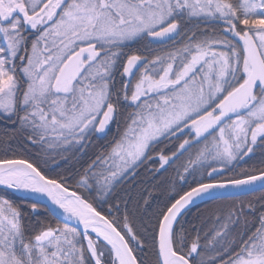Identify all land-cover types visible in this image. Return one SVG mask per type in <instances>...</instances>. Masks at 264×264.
<instances>
[{"label":"snow or ice","instance_id":"1","mask_svg":"<svg viewBox=\"0 0 264 264\" xmlns=\"http://www.w3.org/2000/svg\"><path fill=\"white\" fill-rule=\"evenodd\" d=\"M0 264H264V0H0Z\"/></svg>","mask_w":264,"mask_h":264},{"label":"trees","instance_id":"2","mask_svg":"<svg viewBox=\"0 0 264 264\" xmlns=\"http://www.w3.org/2000/svg\"><path fill=\"white\" fill-rule=\"evenodd\" d=\"M136 45H134L133 47H135ZM100 141H94L93 145L89 148L90 149V155L92 152L96 151L98 145H99ZM13 146H14V150H16L18 155H25L26 153L23 152L22 150L16 148V142H13ZM34 154V153H33ZM185 162V158L182 157L180 161H177V166H179L180 164ZM253 163V161H249V163L247 165H243V167H250L251 164ZM182 171V169H181ZM144 175L143 170H140V176L142 177ZM175 173L172 169H169V172L165 174L166 177L168 176H174ZM256 195H259V193H256ZM153 196H159L158 192H153ZM248 198H252V197H248ZM226 203H230V201L227 200H217V201H207V202H201L199 204H197V206L193 207L191 212L188 214L187 219L189 221L195 222L197 217H201V218H206L209 215V210L213 209L214 207H216L217 205L220 204H226ZM155 206V202L154 205ZM155 221L153 220L152 223H154ZM144 223L147 224L148 220L145 217L144 218ZM135 226L138 228V230L141 233V236L146 240V243L148 244V246H151V238H150V234L146 233L143 231V228L141 227L140 224V218H137V221L135 223ZM207 227H211V224L209 223L207 225Z\"/></svg>","mask_w":264,"mask_h":264},{"label":"flooded vegetation","instance_id":"3","mask_svg":"<svg viewBox=\"0 0 264 264\" xmlns=\"http://www.w3.org/2000/svg\"><path fill=\"white\" fill-rule=\"evenodd\" d=\"M140 47H142V45H136L133 48L135 49V48H140ZM153 47L155 48L156 46H153ZM157 51H159V48H157ZM115 133H116V129H115V126H113L112 133H110L109 139L111 138L112 135H115ZM101 143H103V141H100L99 144H101ZM88 151H89V155H90V152H91L90 149ZM85 159H87V157Z\"/></svg>","mask_w":264,"mask_h":264},{"label":"water","instance_id":"4","mask_svg":"<svg viewBox=\"0 0 264 264\" xmlns=\"http://www.w3.org/2000/svg\"><path fill=\"white\" fill-rule=\"evenodd\" d=\"M227 191L231 192L232 190H231V189H229V190H227ZM199 203H201V202H200V201H197V204H199Z\"/></svg>","mask_w":264,"mask_h":264}]
</instances>
